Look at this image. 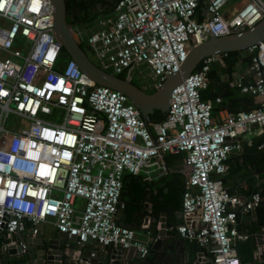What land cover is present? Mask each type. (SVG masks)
<instances>
[{
	"label": "built area",
	"instance_id": "2783aa9c",
	"mask_svg": "<svg viewBox=\"0 0 264 264\" xmlns=\"http://www.w3.org/2000/svg\"><path fill=\"white\" fill-rule=\"evenodd\" d=\"M231 1L119 0L111 14L71 31L90 47L98 67L131 78L145 66L156 90L179 71L192 45L251 28L264 17V0H241L234 13L228 12ZM199 10L205 13L201 20ZM0 21V230L8 243L27 223L35 236L44 222L78 243L90 238L132 248L145 259L153 241L148 221L141 230L116 221L124 206L123 176L160 173L166 170L162 156L184 153L177 233L208 247L212 264H242L236 245L249 235L238 230L228 203L249 213L262 197H233L221 176L230 155L242 151L241 136L253 126L264 133V40L247 48L251 79L234 83L253 97L255 108L213 115L201 96L219 56L212 55L173 89L166 119L150 124L125 94L97 85L65 58L50 0H0ZM52 114L60 121L46 118Z\"/></svg>",
	"mask_w": 264,
	"mask_h": 264
},
{
	"label": "water",
	"instance_id": "95a60500",
	"mask_svg": "<svg viewBox=\"0 0 264 264\" xmlns=\"http://www.w3.org/2000/svg\"><path fill=\"white\" fill-rule=\"evenodd\" d=\"M50 1L54 13V33L63 51L77 63L81 72L97 85L106 86L125 94L147 123H149V117L155 110L168 111L173 89L187 78L204 58L232 51H239L241 56L246 58L248 56L247 48L264 40L263 17L251 28L212 37L202 43L192 45L179 71L166 77L158 89L148 93L136 85L131 78H123L98 67L88 55L90 47L83 48L72 34L67 21L65 0ZM236 70L239 75L242 70L241 63L236 66ZM228 206H230L229 203ZM234 210H238L237 205L234 206ZM145 221L147 222L148 219L146 218ZM165 227V223L160 224L157 238L151 247L153 251L160 250L165 237ZM36 228L35 236L25 239L21 232H17L16 236L21 235L20 242H2L0 244L1 253L10 256L26 254L29 257V264H129L134 256L139 258V255L132 248L128 250L110 248L108 253L104 255V260H101L96 252H94L93 257L90 256L92 252L88 250V246L94 244L101 249H106V247L93 242L90 238L85 242L78 243L75 236L68 237L64 233H59L51 223L42 222ZM2 236L5 239L8 238L6 233L0 230V238ZM262 242L263 240H259L258 245H262ZM21 244L25 245L24 250ZM255 251L259 253L258 250ZM261 254V257H264V253ZM107 258H109L108 262Z\"/></svg>",
	"mask_w": 264,
	"mask_h": 264
},
{
	"label": "trees",
	"instance_id": "16d2710c",
	"mask_svg": "<svg viewBox=\"0 0 264 264\" xmlns=\"http://www.w3.org/2000/svg\"><path fill=\"white\" fill-rule=\"evenodd\" d=\"M118 1L119 0H65L67 21L70 27L89 22L99 15L111 13ZM201 13L202 10H199V14ZM79 43L83 48H86L82 42ZM63 53L68 57L64 51ZM219 56L221 57L222 62V66L219 71L229 75L232 74L239 63H246L249 60L248 57L243 58L239 51L226 52L220 54ZM216 74V71L211 68L208 73V86L201 92V96L204 100L207 97L205 93L209 91L214 85L213 78ZM119 76L123 78L126 77L123 74ZM231 88L238 91V89H236L234 86ZM244 96L245 98H240L244 103V106L231 109V111H233L232 113L248 111L256 107L253 97L249 95ZM235 101L236 100H233V102ZM227 107L229 109L231 108L230 105ZM166 117L167 112L155 110L149 117V123H161L166 119ZM263 141L264 137H260L255 140L257 150L258 146ZM162 159L166 170L160 172L159 177L156 179L150 176L148 177L144 174L132 175L126 173L123 176V186L120 195V201L124 206L118 210L116 215V221L119 224L135 230L141 229L145 218H149L150 224L148 228L153 237L158 235L157 223L160 221L161 216L165 215L168 224L170 219L175 216L176 212L181 211L182 194L187 176L183 172L174 168L175 166H180L181 164L185 163L184 153L165 154L162 156ZM234 159L235 158L233 157L229 158V163H231V165L229 166L227 172L221 176L224 185L226 180L225 175L230 171L235 173L240 169V166L238 167V161L236 163V161L234 162ZM260 159H264V155L260 157ZM245 182L250 186V190L245 192L246 196H248L247 198L255 193H259L262 198L264 197V188L253 187L252 181L250 179L245 180ZM165 188H167V192H165ZM239 212L240 211L238 210L236 211L237 220ZM258 220L261 224V222L264 221V215L262 216L261 214ZM27 227L31 229L29 223H27ZM253 240L254 238L251 233L247 240L238 242L236 245V250L242 264L243 262L259 264L253 261L252 257H249V254L251 255V251L255 246ZM9 241V239L3 240L5 243H8ZM144 261L145 264H163L161 260L157 259V253L152 249H150L149 254L144 259ZM0 264H29V257L26 254L14 256L5 255L0 251ZM261 264L264 263L262 262Z\"/></svg>",
	"mask_w": 264,
	"mask_h": 264
},
{
	"label": "crops",
	"instance_id": "0c3cea01",
	"mask_svg": "<svg viewBox=\"0 0 264 264\" xmlns=\"http://www.w3.org/2000/svg\"><path fill=\"white\" fill-rule=\"evenodd\" d=\"M204 16L205 13L202 11L201 14L198 13L197 18L198 20H201L204 18ZM241 64L242 70L239 72V75L237 74L236 69L230 75L222 71L220 72L219 70L222 66L220 56H218L217 60L211 65V68L215 70L217 74L214 75L213 78L214 85L209 91L205 93V95H207L205 100H209L211 102L213 107V115L217 118L227 113H232L233 111H231V109H236L240 106H244V103L240 98H245V96L241 94L239 90L236 91L235 89L231 88L234 86V83L238 77H243L246 81L251 79V72L248 68L249 60L248 62ZM135 72L132 73L131 79L133 75L139 79ZM147 89H150V92L148 93H152L154 91L153 88ZM217 98H220L221 101L217 102ZM233 100L236 101L233 102ZM228 105H230V109L227 107ZM260 137H264V133H262L256 126H253L250 131L243 134L240 138L243 145L242 151L238 153H232L230 155V157L235 158L234 162L236 161L237 163L238 161V167L240 166V169L237 170L235 173H232L230 171L228 174L225 175L226 180L224 186L230 191L233 197H248L245 194L246 191L250 190V186L247 185L245 182V180L247 179H250L252 181L253 187L264 188V159H260V157L264 155V150H261L262 152L260 150H257L255 144V140ZM162 160L163 159H161L160 162L163 163ZM227 165L228 168L231 165V163H229V159L227 160ZM174 168L187 175V166L185 165V163L181 164L180 166H175ZM159 175L160 173H158V171H153V173L150 174V177L156 179L157 177H159ZM165 192H167V188H165ZM82 205L83 202L81 200H77V206L81 207ZM229 208L234 210L233 205L229 206ZM261 214L262 216L264 215V197L262 198L261 205L255 208L254 210H251L249 213H242L240 211L238 213L237 220V228L240 232L246 233L248 235L252 233L254 238L253 242L255 246L251 251V255L249 254V257H252L253 261L259 264H261L262 262L264 263V257H261V253H264V222H261L260 224L258 220ZM147 219L149 226L150 219ZM180 222V211L176 212L175 216L170 219L168 224L165 215L161 216L160 221L157 223V229L159 231L161 223H165L166 227L165 237L162 241V246L159 251H155L157 253V259L161 260L163 264H212V255L208 247H200L195 242L184 240L177 233L176 226ZM144 223H146L145 220ZM21 235L25 239L31 237V229L27 227L26 230L21 232ZM20 236L14 235V238L12 237L11 241L20 242ZM156 238L157 236L153 237L152 244ZM4 239L5 238L3 236L0 238V244L3 242ZM259 240H263L262 245H258ZM88 250H90L91 252H96L99 255L100 259L104 260V255L108 253L110 247H106V249H101L93 244L88 246ZM255 250H258L259 253H257ZM108 259L109 258H107V262L109 261ZM129 264H145V261L144 259L137 258L136 256H134L133 259L129 262ZM243 264H250V262H243Z\"/></svg>",
	"mask_w": 264,
	"mask_h": 264
},
{
	"label": "rangeland",
	"instance_id": "374dc122",
	"mask_svg": "<svg viewBox=\"0 0 264 264\" xmlns=\"http://www.w3.org/2000/svg\"><path fill=\"white\" fill-rule=\"evenodd\" d=\"M244 4V1L241 0H232L229 4V12H235L237 10H239L242 5ZM1 21H0V27H5L3 25H1ZM90 55V53H89ZM65 58H68L67 56ZM94 60V59H93ZM95 61V60H94ZM135 74L139 77V79L142 81L143 87L144 86H149L150 88H152V84H153V78L150 74V71L147 67L145 66H140ZM47 119H51L52 121L55 122H59L61 119V115L60 114H52L50 116H46ZM24 125V122L22 123V126Z\"/></svg>",
	"mask_w": 264,
	"mask_h": 264
},
{
	"label": "flooded vegetation",
	"instance_id": "af4514ba",
	"mask_svg": "<svg viewBox=\"0 0 264 264\" xmlns=\"http://www.w3.org/2000/svg\"><path fill=\"white\" fill-rule=\"evenodd\" d=\"M132 80L136 82L138 85H140L141 87L143 86L142 81L138 79L136 76L133 75ZM149 90L150 89H146L147 92H150Z\"/></svg>",
	"mask_w": 264,
	"mask_h": 264
}]
</instances>
